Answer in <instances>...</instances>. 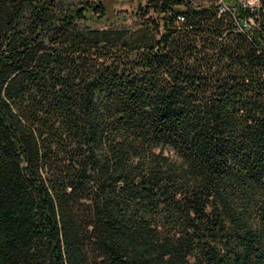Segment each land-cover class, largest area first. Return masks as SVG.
I'll list each match as a JSON object with an SVG mask.
<instances>
[{"label": "trees", "instance_id": "trees-1", "mask_svg": "<svg viewBox=\"0 0 264 264\" xmlns=\"http://www.w3.org/2000/svg\"><path fill=\"white\" fill-rule=\"evenodd\" d=\"M208 1L0 0V264H264V0Z\"/></svg>", "mask_w": 264, "mask_h": 264}, {"label": "rangeland", "instance_id": "rangeland-1", "mask_svg": "<svg viewBox=\"0 0 264 264\" xmlns=\"http://www.w3.org/2000/svg\"><path fill=\"white\" fill-rule=\"evenodd\" d=\"M114 2V7L115 9H122V10H128V11H132V10H136L140 5L144 4L146 0H110ZM196 3H205L208 4V0H193Z\"/></svg>", "mask_w": 264, "mask_h": 264}, {"label": "built area", "instance_id": "built-area-1", "mask_svg": "<svg viewBox=\"0 0 264 264\" xmlns=\"http://www.w3.org/2000/svg\"><path fill=\"white\" fill-rule=\"evenodd\" d=\"M247 2L250 4V5H255L258 1L257 0H247ZM227 7L225 4L222 6V8H225Z\"/></svg>", "mask_w": 264, "mask_h": 264}]
</instances>
